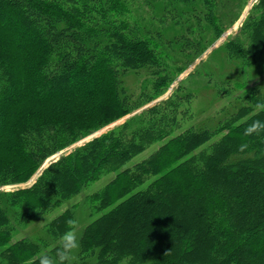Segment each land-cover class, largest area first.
Returning <instances> with one entry per match:
<instances>
[{"label": "trees", "instance_id": "obj_1", "mask_svg": "<svg viewBox=\"0 0 264 264\" xmlns=\"http://www.w3.org/2000/svg\"><path fill=\"white\" fill-rule=\"evenodd\" d=\"M132 1L0 0V188L27 182L57 153L164 94L249 2L142 0L151 10L143 16ZM225 49L244 67L264 58V0ZM142 70L135 98L124 77ZM184 92L62 154L30 187L0 191V264L55 257L60 245L16 239L18 227L104 175L89 196L81 264H264V133L244 135L264 121L255 108L264 94L251 87L214 119L185 127ZM69 219L71 208L45 234L61 238Z\"/></svg>", "mask_w": 264, "mask_h": 264}, {"label": "rangeland", "instance_id": "obj_2", "mask_svg": "<svg viewBox=\"0 0 264 264\" xmlns=\"http://www.w3.org/2000/svg\"><path fill=\"white\" fill-rule=\"evenodd\" d=\"M133 4H138L140 6V12L145 13L143 16H147L150 12V8L146 4H142V0H133ZM257 2V0H249L247 6L245 7L241 18L236 21L232 26L225 31L222 36L212 45L210 48L194 63L189 65V67L182 72L174 81L172 86L161 96L157 97L154 101L140 107L138 110L132 114L127 115L125 118L119 120L118 122L102 129L99 132L75 143L74 145L66 148L65 150L57 153L50 159H48L44 165L38 170L30 180L27 182H22L20 184L4 186L0 188V191H14L19 188L30 187L42 173L43 169L48 166V164L58 159L62 154L70 152L82 145L85 141H89L96 135L104 133L110 127L124 122L127 118L142 112L148 107L155 105L163 100H167L177 92L185 90V94H190V100L181 101L183 104V111H186L183 124L185 127H190L193 124L204 122L207 120H212L221 112L224 107L233 103L239 96H244L246 90L251 87H264V58L258 60L255 64L244 67L240 61H231L225 49V43L232 37H235L242 26L245 17L247 16L250 8ZM134 6V5H133ZM137 6V5H136ZM168 26V25H166ZM171 37L172 31H169ZM149 73L147 71H140L139 73L129 72L125 77V85L128 90L138 98L141 94L142 84L145 79L148 78ZM223 82V83H222ZM225 82L227 84H225ZM231 82V83H229ZM239 82L242 87L236 86ZM151 93V90L147 91V94ZM186 119V120H185ZM184 127V128H185ZM155 146H151L145 153L137 155L129 163H135L142 158L148 157L149 154L155 149ZM110 175H104L100 180L94 182L90 186H87L81 191V193L72 197L68 201L64 202L55 211L42 216L39 219L30 220L22 226L18 227V232L16 239L22 237H28L30 239H36L39 237H44V239L49 240L50 247L55 245H60L59 239H50L44 231L43 226L47 224L50 220L56 217L59 213L67 208H71L74 211L75 219L78 222L77 236L79 240V248L73 253V258L70 264H81L80 261V238L85 227L91 221L90 217V200L89 196L101 189L110 179ZM121 264H129L128 260H124Z\"/></svg>", "mask_w": 264, "mask_h": 264}, {"label": "clouds", "instance_id": "obj_3", "mask_svg": "<svg viewBox=\"0 0 264 264\" xmlns=\"http://www.w3.org/2000/svg\"><path fill=\"white\" fill-rule=\"evenodd\" d=\"M260 92L264 94V87L260 89ZM255 108L257 111H264V102H258ZM261 133H264V121L261 120H253L244 130L245 136L259 135ZM247 147L246 143H241L238 146V151L244 152ZM67 224L69 229L60 238V247L56 252V256L41 255L39 264H70L73 253L79 248L78 222L74 219H69Z\"/></svg>", "mask_w": 264, "mask_h": 264}]
</instances>
